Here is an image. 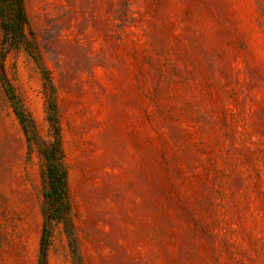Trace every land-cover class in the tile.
Masks as SVG:
<instances>
[{"label": "rangeland", "instance_id": "1", "mask_svg": "<svg viewBox=\"0 0 264 264\" xmlns=\"http://www.w3.org/2000/svg\"><path fill=\"white\" fill-rule=\"evenodd\" d=\"M0 264H264V0H0Z\"/></svg>", "mask_w": 264, "mask_h": 264}, {"label": "trees", "instance_id": "2", "mask_svg": "<svg viewBox=\"0 0 264 264\" xmlns=\"http://www.w3.org/2000/svg\"><path fill=\"white\" fill-rule=\"evenodd\" d=\"M19 3H21V0H18ZM22 13V8L21 6L17 8L16 10H13L12 15L10 16L11 18L15 19V23L9 25L8 27H11L12 30H15L18 27H21L20 23V14ZM22 17V16H21ZM19 22V24L17 23ZM21 25V26H20ZM47 169H46V176L48 178V185L49 189L46 191V195L48 197H51L52 200H55L60 193H64L65 186H64V171L60 169V166H58L56 163L53 162V156L52 154H48L47 158ZM46 241V238L43 239V243ZM44 248V246H43Z\"/></svg>", "mask_w": 264, "mask_h": 264}]
</instances>
